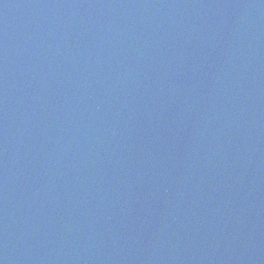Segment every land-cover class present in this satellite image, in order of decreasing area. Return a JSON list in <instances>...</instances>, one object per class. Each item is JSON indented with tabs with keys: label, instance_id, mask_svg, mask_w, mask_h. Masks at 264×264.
Listing matches in <instances>:
<instances>
[{
	"label": "water",
	"instance_id": "obj_1",
	"mask_svg": "<svg viewBox=\"0 0 264 264\" xmlns=\"http://www.w3.org/2000/svg\"><path fill=\"white\" fill-rule=\"evenodd\" d=\"M0 264H264V0H0Z\"/></svg>",
	"mask_w": 264,
	"mask_h": 264
}]
</instances>
